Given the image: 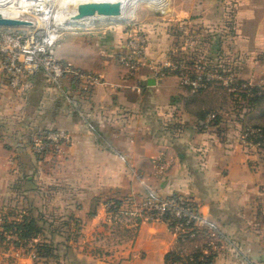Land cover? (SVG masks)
I'll return each mask as SVG.
<instances>
[{"label": "crops", "instance_id": "1", "mask_svg": "<svg viewBox=\"0 0 264 264\" xmlns=\"http://www.w3.org/2000/svg\"><path fill=\"white\" fill-rule=\"evenodd\" d=\"M238 1V19L241 10L247 11V18H264L256 14L261 5L254 0ZM218 10L217 0L175 2L163 22H148V58L159 61L168 52L191 69L201 63V71L212 77L219 74L213 67L222 60L227 62L224 71L239 67L244 73L245 66L237 67L230 52L235 50V35H227L232 45L221 56L215 27L238 21L221 18ZM107 28L93 23L85 34L67 35L55 45L57 58L99 72L106 81L87 95L73 91L72 101L64 95L68 78L61 80L63 91L42 72L25 75L19 86H12L0 55V264H168L165 254L177 241L160 220L141 221L130 232L131 245L118 247L119 259L97 253L95 238L105 226V200L142 195L147 188L192 198L232 237L234 246L224 244L208 264H249L247 259L263 264L264 242L256 234H264V211L255 207L264 197L251 190L259 182L255 178H263L264 161H258L254 151L247 154L250 145L239 139L247 125V106H231L224 87L191 92L174 72L157 78L145 63L127 77L117 60L127 30ZM210 105L219 114L218 122L199 127L196 120ZM57 128L70 133L62 152L39 155L31 150L37 131ZM119 151L127 161L120 159ZM158 157L168 161L162 171ZM256 160L254 169L250 163ZM27 216L35 218L40 229L34 240L48 241L54 259L35 262L14 245L12 230L3 223Z\"/></svg>", "mask_w": 264, "mask_h": 264}, {"label": "built area", "instance_id": "2", "mask_svg": "<svg viewBox=\"0 0 264 264\" xmlns=\"http://www.w3.org/2000/svg\"><path fill=\"white\" fill-rule=\"evenodd\" d=\"M33 10L42 11L41 9ZM15 17L28 19L23 14ZM33 23L31 21L32 25ZM45 24L46 27L40 32L33 29L27 32L0 29L2 65L8 82L12 86H19L25 75L42 72L53 85L63 91L61 80L68 78L70 87L64 90V95L67 100L72 101L73 91L87 95L95 85L106 82L99 72L84 70L69 60L57 58L52 48L61 32L55 33V28L50 27V22H45ZM135 32L134 30L127 33L123 47L117 54V60L124 68L127 77L133 76L145 63L151 74L157 78L174 72L178 75L182 85H188L193 90L206 85L207 80L210 79L208 75L211 74L201 71L198 64L196 68L191 69L188 62L172 59L168 52L165 53L164 59L159 61L149 59L146 54L147 36L144 33ZM235 80L236 78L231 76L230 72L222 78V81L234 90L235 95L240 90L247 91V81L240 82V86H237L238 83ZM214 119L215 112L211 111L197 125L208 128ZM85 120L91 130L96 129L95 124L88 118ZM260 138L264 140V128L262 127L246 125L239 131V139L246 146L263 147L264 144L258 141ZM69 141L70 133L66 129L39 130L32 137L31 147L33 152L43 154L49 150L59 151ZM117 154L120 159L127 161L126 154L120 151ZM156 160L159 171L167 167V160L162 157ZM14 162L15 160L11 157L9 163L13 165ZM104 207L105 226L102 233L96 234L95 240L99 247L98 255L105 258L119 259L118 247L125 242L131 245L133 234L130 232H133L144 220H160L175 235L177 241L175 248L179 258L173 264L192 262L195 252H199L198 259H203L205 255L218 251L224 244L234 246L232 237L221 230L217 221L204 214L195 200L180 192L161 195L154 189L147 188L142 195L128 193L121 197H110L105 200ZM19 246L21 251L33 261L41 259L37 255L33 240ZM130 252L136 254L133 249ZM247 261L249 264H258L249 259Z\"/></svg>", "mask_w": 264, "mask_h": 264}, {"label": "rangeland", "instance_id": "3", "mask_svg": "<svg viewBox=\"0 0 264 264\" xmlns=\"http://www.w3.org/2000/svg\"><path fill=\"white\" fill-rule=\"evenodd\" d=\"M31 1V0H28ZM33 1V0H32ZM256 2V6L260 7L259 11H257L256 14L262 13V17H264V0H254ZM176 3H188L189 0H169L167 4L157 5L154 3H143L138 2L135 5V10L132 14L126 15L125 19L121 18H113V17H97V18H86L84 25L81 26H75V25H65L64 22L65 18L62 14V9H57L55 12L53 11L52 15H50L48 22H50V27L55 28V33L61 32L59 35L55 45L57 44L58 40L62 41V37L65 39L67 38V35L70 34H85V31H89L91 28V25L93 23L108 26V29H118V30H127L128 32L136 31L135 33H144L147 36V27L148 22L154 23L157 21L158 23L161 21L163 22L167 16H170L171 9L173 7V4ZM254 2V3H255ZM217 3L219 4V10L218 14L221 18L225 19H237L238 23L235 22L234 24H228L225 26H219L215 27L218 28V32L220 34V53L221 56H224L228 54V47L229 45H232V42L234 43V51H231V54H234V57L236 58V66L244 65L245 72L243 73V69H240L239 67L236 69V72H231V76L233 75L236 78V83H239V81H247V93H251L250 88L252 87H259L261 85L264 86V18L260 19L257 17L254 18H247V11L241 10L243 12H240L243 16H240L238 19V8L240 7V3L238 0H217ZM14 5L17 6L16 3ZM158 6L160 8L154 7ZM57 6V3L54 4V8ZM210 12V11H209ZM211 13V12H210ZM24 15L29 20L33 21V25H14V26H0V29H6V30H14L18 31H25L27 32L30 30H36L37 32H40L46 27L45 22V16L42 11H35L33 9L28 10L26 12H22L19 15ZM262 22V24H260ZM258 23V25H257ZM95 29V28H94ZM63 31V32H62ZM235 35V41L227 42L228 38L227 35ZM128 35V34H127ZM126 35V37H127ZM125 37V38H126ZM231 38V37H230ZM148 39V36H147ZM148 42V41H147ZM55 45L53 46V50L55 48ZM226 61H220V66H227ZM226 68V67H224ZM240 69L239 72H237ZM226 70V69H225ZM210 79H216L217 81H222V78L227 76L226 74H215L213 77L211 75ZM212 77V78H211ZM209 79V80H210ZM211 81V80H210ZM229 84V83H227ZM230 85H232L230 83ZM229 86V85H228ZM230 87V86H229ZM232 87V86H231ZM231 89V88H230ZM222 93V92H221ZM250 96V95H248ZM230 105H237L240 103V100L233 99L232 96H230ZM247 103V125H263L264 126V98L260 100H253L249 99L247 97L246 100ZM32 142V141H31ZM31 144V143H30ZM251 146V145H250ZM247 148V154H250L254 151V153L258 157V161H261V163L264 161V146L261 148L255 147L252 145L251 147ZM254 146V147H253ZM64 147V146H63ZM62 147V148H63ZM60 149L59 151L53 150L54 153L62 152L63 149ZM32 150V147H31ZM33 151V150H32ZM49 152H51L49 150ZM44 154V153H43ZM42 155V154H39ZM12 158L15 160V157L12 156ZM257 160L250 165L255 169V165H257ZM260 176V174H259ZM257 177L255 179H258L257 186L251 190L253 194H258L262 197H264V174L263 178ZM263 179V180H262ZM120 196V195H119ZM259 207H255V209L259 211H264V198L263 201L260 203H257ZM256 206V205H255ZM249 236V235H247ZM256 236H259L262 241L264 242V234H256ZM264 264V262H263Z\"/></svg>", "mask_w": 264, "mask_h": 264}, {"label": "trees", "instance_id": "4", "mask_svg": "<svg viewBox=\"0 0 264 264\" xmlns=\"http://www.w3.org/2000/svg\"><path fill=\"white\" fill-rule=\"evenodd\" d=\"M194 63V62H193ZM199 65H202L201 63H197ZM205 66V65H204ZM207 68H210L208 66H206ZM225 67V66H224ZM223 66H220V64H217L216 67H213V69L217 70V73L219 74H225V73H229V71L222 69L224 68ZM211 80V81H210ZM208 79L207 83L205 86H201L198 87L197 89H191L190 86L188 85H184L188 90H190L191 92H204L207 90V88L211 85H214V87H217L219 90L224 91L223 87L226 89V94L228 92V97L230 98V96H232L233 99L236 100H240V103L237 105H242L243 103H245V105L247 106L246 100L247 97H249V99H255V100H260L261 98H264V86H257V87H252L250 88L251 93H247V91H243L240 90L238 91V94L235 95L234 90L228 88L227 86H225L224 84H222V81H217L216 79ZM244 81V80H243ZM243 81H239V83L237 84V86H240V82ZM246 89V88H245ZM250 95V96H248ZM236 105V106H237ZM214 111L215 112V119H214V124H216L218 122L219 119V114L218 112L213 109V106H207V108L201 113V116L198 117V119L196 120V124L199 123L200 120L205 119L207 113ZM251 126H258V127H262L264 128L263 125H251ZM32 141V140H31ZM257 141V140H256ZM258 141L260 142V144H264V140L263 138L258 139ZM3 225L5 226V228H9L12 230V234H13V239L12 241L14 242V245H22L24 243H26L29 240H33L34 241V245L36 246V251H37V255L39 256V258H41L44 261H47L50 258L55 257V251L53 249V247L51 246L50 243H48V241H46L45 239L43 240H34V238L38 237V234L40 232L39 226L35 220V218L33 217H24L22 219L19 220H14L12 222L10 221H6L3 223ZM214 253H209L208 255H205L203 259H198L199 256V252H195L194 253V259L192 260V262H185V264H208L213 257ZM179 258V254L176 251V248L173 247L172 249H170L169 251L166 252L165 254V261L168 264H173L177 259ZM38 261V260H36ZM35 261V262H36Z\"/></svg>", "mask_w": 264, "mask_h": 264}, {"label": "bare ground", "instance_id": "5", "mask_svg": "<svg viewBox=\"0 0 264 264\" xmlns=\"http://www.w3.org/2000/svg\"><path fill=\"white\" fill-rule=\"evenodd\" d=\"M81 1L87 0H36V1H28V0H0V15L15 17L18 16L22 12H26L31 9H41L44 12L45 20H49L50 15H52L53 11L55 12L57 9H62L63 17L65 18V25H75L81 26L85 24L86 18H76L74 16L77 13V4ZM99 1V0H96ZM112 2H121L124 3V8L122 9V15L132 14L135 10V5L138 2L143 3H154L157 5L166 4L169 0H109ZM14 3L17 4L14 5ZM54 3H57V6L54 8ZM54 15V13H53Z\"/></svg>", "mask_w": 264, "mask_h": 264}, {"label": "water", "instance_id": "6", "mask_svg": "<svg viewBox=\"0 0 264 264\" xmlns=\"http://www.w3.org/2000/svg\"><path fill=\"white\" fill-rule=\"evenodd\" d=\"M124 3L112 2L109 0H87L81 1L77 5V13L74 14L76 18H97V17H113V18H123L126 15H122V9L124 8ZM30 25L31 20L22 19L18 17H10L0 15V26H14V25Z\"/></svg>", "mask_w": 264, "mask_h": 264}]
</instances>
